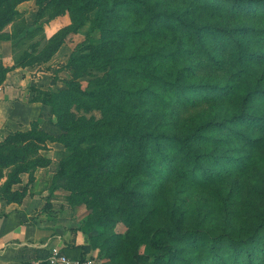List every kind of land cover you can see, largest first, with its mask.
<instances>
[{"label": "trees", "instance_id": "obj_1", "mask_svg": "<svg viewBox=\"0 0 264 264\" xmlns=\"http://www.w3.org/2000/svg\"><path fill=\"white\" fill-rule=\"evenodd\" d=\"M164 2L160 7L154 0H35V21L52 9L48 22L67 14L66 29L73 33L97 11L94 26L103 42L70 60L67 88L46 96L55 117L48 124L58 133L32 129L17 135L62 145L67 155L54 176L56 186L75 199L102 200L109 215L121 213L127 224L139 214L138 198L148 188L165 194L187 184L206 185L264 161V0ZM140 19L159 30L138 29ZM147 34L171 40L144 55L108 52L109 42L125 45L127 38ZM134 61L151 66L132 68ZM90 71L100 73L93 81L98 89L82 91L78 80ZM135 79L147 85L132 89ZM123 163L142 177L125 193L122 183L105 189L106 174ZM257 184L252 188L259 203L237 236H215L207 245L206 233L197 228L159 226L141 235L150 255L140 257L196 264L187 255L191 249L202 250L204 264H264V175ZM111 192L116 197L109 198Z\"/></svg>", "mask_w": 264, "mask_h": 264}, {"label": "rangeland", "instance_id": "obj_2", "mask_svg": "<svg viewBox=\"0 0 264 264\" xmlns=\"http://www.w3.org/2000/svg\"><path fill=\"white\" fill-rule=\"evenodd\" d=\"M15 1L0 0V213L21 211L41 218L54 227L56 235L67 239L72 255L91 256L97 264H162L152 257H140L150 255L146 245L141 244V235L159 226L179 231L197 228L206 233L207 245L215 236L241 233L249 210L259 203L252 186L258 185L259 175H264L263 160L249 166L244 174L227 175L206 185L187 184L165 194H156L148 188L147 194L138 198L142 207L131 224L123 222L121 213L109 215L102 200L75 199L56 186L54 176L67 155L65 148L50 141L39 144L32 139L24 140L17 133L32 129L58 133V128L48 124L55 122V117L45 99L50 93L67 88L66 81L72 78L67 66L70 60L86 53V47L103 42L102 34L94 26L98 12H91L84 26L73 33L66 29L70 23L67 14L48 22L52 11L48 9L35 21V0L16 4ZM154 1L160 7L165 3ZM170 5L174 3L170 1ZM14 9L18 13L9 16ZM3 16L9 17L5 24L1 22ZM145 25L151 31L160 28L147 19H140L137 28ZM161 40L168 43L171 37L147 34L135 40L127 38L125 45L109 42L108 52L122 58L144 55L154 51ZM150 66L145 62L131 63L132 68L139 70ZM98 75L90 71L81 77L78 80L81 90H97L93 81ZM144 82L135 79L130 86L145 87ZM139 173L127 163L117 164L114 173L106 174V182L101 183L105 189L122 183L121 192L125 193L142 177ZM108 196L116 194L111 192ZM118 203L114 199L112 205ZM187 255L196 264L205 263L202 250L188 249ZM184 261L188 260L167 264Z\"/></svg>", "mask_w": 264, "mask_h": 264}, {"label": "crops", "instance_id": "obj_3", "mask_svg": "<svg viewBox=\"0 0 264 264\" xmlns=\"http://www.w3.org/2000/svg\"><path fill=\"white\" fill-rule=\"evenodd\" d=\"M53 228L25 212L0 213V264H32L53 250L76 256Z\"/></svg>", "mask_w": 264, "mask_h": 264}, {"label": "built area", "instance_id": "obj_4", "mask_svg": "<svg viewBox=\"0 0 264 264\" xmlns=\"http://www.w3.org/2000/svg\"><path fill=\"white\" fill-rule=\"evenodd\" d=\"M32 264H97L91 256H69L60 250L51 251L45 258L37 259Z\"/></svg>", "mask_w": 264, "mask_h": 264}]
</instances>
